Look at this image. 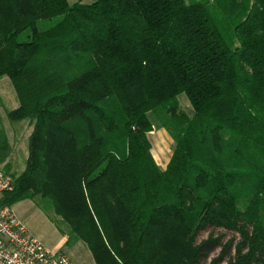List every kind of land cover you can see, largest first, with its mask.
Here are the masks:
<instances>
[{
    "label": "trees",
    "instance_id": "1",
    "mask_svg": "<svg viewBox=\"0 0 264 264\" xmlns=\"http://www.w3.org/2000/svg\"><path fill=\"white\" fill-rule=\"evenodd\" d=\"M2 77L31 127L3 203L94 264H264V0H0Z\"/></svg>",
    "mask_w": 264,
    "mask_h": 264
},
{
    "label": "rangeland",
    "instance_id": "2",
    "mask_svg": "<svg viewBox=\"0 0 264 264\" xmlns=\"http://www.w3.org/2000/svg\"><path fill=\"white\" fill-rule=\"evenodd\" d=\"M68 1L72 3L74 0ZM93 1L94 0H84V3L90 4ZM178 100L180 107L186 113L191 114L192 109L186 96L181 94L178 96ZM17 105L16 94L9 79L7 77H2L0 79V137L2 139L3 134L6 137L9 152L4 163L0 165V169L3 170L5 164L9 165V175H16L23 170L27 157V140L31 131V127L26 121L10 122L8 120L6 112L16 108ZM151 120L153 123V130L149 134H154L157 130L163 129L159 127L152 118ZM169 139L164 154L166 158L169 157L172 150V139ZM12 207L17 217L24 223L29 232L48 248L62 251L74 264H94L90 252L83 243L77 242L74 245L68 246H65L64 243L62 244V232H65L67 228L66 225L61 222L60 218L55 215L50 206H39L32 201L26 200ZM220 232L217 231L215 234L217 235ZM223 233V242L233 237L232 233ZM206 235V233L203 234V237H206ZM217 254L218 250L212 257L217 256Z\"/></svg>",
    "mask_w": 264,
    "mask_h": 264
},
{
    "label": "built area",
    "instance_id": "3",
    "mask_svg": "<svg viewBox=\"0 0 264 264\" xmlns=\"http://www.w3.org/2000/svg\"><path fill=\"white\" fill-rule=\"evenodd\" d=\"M11 186V178L0 169V264H74L65 253L34 237L13 207L3 203Z\"/></svg>",
    "mask_w": 264,
    "mask_h": 264
},
{
    "label": "crops",
    "instance_id": "4",
    "mask_svg": "<svg viewBox=\"0 0 264 264\" xmlns=\"http://www.w3.org/2000/svg\"><path fill=\"white\" fill-rule=\"evenodd\" d=\"M148 138L151 144V154L154 161L160 168L164 169L171 157V154H169L168 158H166L164 155L166 151V144L168 140H170V137L164 129H159L154 134H149ZM62 241L63 244L64 238H62Z\"/></svg>",
    "mask_w": 264,
    "mask_h": 264
}]
</instances>
